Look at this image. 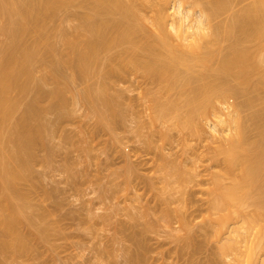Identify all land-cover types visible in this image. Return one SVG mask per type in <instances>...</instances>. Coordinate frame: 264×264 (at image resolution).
Masks as SVG:
<instances>
[{"label":"rangeland","instance_id":"obj_1","mask_svg":"<svg viewBox=\"0 0 264 264\" xmlns=\"http://www.w3.org/2000/svg\"><path fill=\"white\" fill-rule=\"evenodd\" d=\"M19 1L0 0V66L6 62L8 49L15 42L14 31L21 25L26 30V43L29 46L39 43V54L44 52L43 61L35 64L33 76L42 82H35L33 78V82L27 84L28 90L19 89L22 86L19 84L10 92L12 111L5 118L0 117L3 121L0 120V153L15 147L12 140L30 104L34 106L38 100L40 106H50V100L46 97L44 100L41 92H50L57 86L52 79L55 74L52 63L56 59L73 58L70 42L81 43L92 37L85 18H90V22L119 19L118 15L95 13L87 2H83L59 9L56 16L44 21V29L38 32L29 16L13 13L12 5L9 8L13 12H10L4 5L14 3L16 8L15 2ZM136 1L138 8L150 16L149 9L143 10L140 0ZM242 5L235 6V10ZM230 15L231 12L222 14L215 24L225 22ZM143 33L150 43V32L143 27ZM144 39L136 50L137 55L141 51L139 57H148L150 53V44L147 49ZM126 47L123 44L104 52L90 78L83 79L74 64L63 66L64 76L58 83L65 88L63 97L66 94L67 98L65 95L62 104L65 107L48 110L43 115V125L47 126L44 145L40 142L42 146L38 145L34 151L36 156L31 163L29 179L16 176L17 191L6 188L4 180H0V264H131L133 252L140 253L137 252L140 250L143 255L146 253L148 264L224 263L222 259L217 261L216 244L208 238L210 231H207L211 229L203 201L206 195L198 190L200 180L196 174L198 169L208 172L225 168L222 162L210 161V149L220 144L221 136L214 137L209 126L198 119L197 126L185 137L173 118L165 126H153L150 119L152 106L156 103L172 113L179 111L185 117L183 102L191 95V88H196L199 83L194 81L192 86L188 84L169 91L162 80L145 75L144 69L129 70L123 78L113 79L110 85L109 94L117 99L115 103L120 114L113 119L108 113L104 114L106 120L108 116L112 122V125L109 121L104 124L108 126H103L101 121L104 119L97 112L98 105L102 108L105 105L99 100L101 105H96L95 101L93 104L95 98L86 97L87 91L98 93L104 71L108 73L119 57L122 60L132 53L129 50L128 54ZM38 86H42L39 94ZM244 100L241 97L236 102L243 103ZM246 111L243 108L242 115L250 113ZM199 164L201 167H196ZM167 169L170 173L178 172L172 175ZM176 173L180 181L181 176L186 181H182L184 188L177 184V189L175 185L167 189L166 183L176 179ZM191 185L196 186L195 189ZM14 208L19 209L15 214ZM13 216L19 224L14 231H9L6 226ZM45 227L50 228V234L47 239H40V232ZM29 233L37 238L25 237L26 245H30L28 251L13 246L16 234L27 236ZM134 233L138 236L132 237ZM256 233L260 234L257 230Z\"/></svg>","mask_w":264,"mask_h":264},{"label":"bare ground","instance_id":"obj_2","mask_svg":"<svg viewBox=\"0 0 264 264\" xmlns=\"http://www.w3.org/2000/svg\"><path fill=\"white\" fill-rule=\"evenodd\" d=\"M83 2H87L95 13L102 16L118 15L119 19L103 18L100 22H90V18H85L92 37L81 43L70 42L73 58L56 59L52 63L55 73L52 79L57 85L55 90L44 93L40 88L42 86H38L40 91H37L38 94L42 91L44 98L50 100V106H40L42 94L41 98H38L40 103L38 100V103L36 102L38 105L30 104L26 116L21 120L17 135L12 140L15 147L13 150H7V153H0V180H4L2 181L6 188L17 191L14 178L21 176L29 179L32 173L31 163L36 156L34 151L41 145L46 132L47 126L43 125L42 117L48 110L62 106L66 95L63 97L65 88L58 83V79L64 76L63 66L74 64L82 78H90L104 52L126 44L128 54L129 50H132V53L126 58L121 57L124 58L122 60L119 57L118 63L108 73L103 70V79L97 73L102 79L100 83H103L98 87L96 95L95 90L92 91L93 94L86 92L87 98H95L92 99L93 104L94 101L95 104L102 102L101 104L105 105L103 108L106 107L104 111L102 106H97L96 111L104 119H100L101 123L108 126L104 125L109 121L108 116L113 119L120 114L115 103L117 99L109 92L113 79L125 76L129 70L144 69L145 75L162 80L169 91L188 84L192 86L194 81L198 82L199 85L191 88V95H186L187 99L183 102L185 117L181 116L178 110L172 113L162 104L156 103L151 105L152 125L165 126L166 122L173 118L185 137L197 126L198 119L209 126L214 137L221 136L220 144L210 149V161L222 162L225 168L208 172L207 169L204 172L195 170L200 180L197 183L198 190L206 195L203 201L206 203L204 205L208 212L207 221L211 229L207 231H210L208 238L215 242L214 255L217 256V261L224 260L223 264H264V0H140V6L143 10L149 9L150 16L138 8L136 0H20L19 3L15 2L16 8L14 3L7 2L9 6L4 5L7 8L12 5L10 8L14 12L9 8L10 12L29 16L33 28L41 32L45 27L44 21L54 17L59 9L82 5ZM239 4L243 5L235 10V6ZM230 12L228 20L222 22V17V23L216 21L215 24L214 21L222 14ZM18 26L14 31L15 42L8 49L6 62L0 66V117L4 118L10 110L12 111L9 94L13 87L21 84L19 89L28 90L27 84L31 83V80L33 82L36 62L43 61L44 52L41 50L42 53L39 54V43L35 42V46H29L24 39L26 30L21 25ZM143 27L151 34L150 43L147 42L145 34L142 35ZM141 37L146 40V47L150 44V53L146 51L148 57H139L141 51L137 55L136 50L143 41ZM241 97L245 100L243 103H237L236 99ZM243 108L250 113L242 115ZM106 113L109 114L108 120L104 116ZM0 120L2 121V118ZM109 123L112 125V122ZM196 167L201 166L199 164ZM169 170L167 169V172ZM174 172L171 171L172 175H175ZM180 172L184 175V171ZM178 176H173L176 179L173 178L172 182L169 179L170 182L166 183L167 189L169 186H172V189L174 185L177 189L180 184L184 188L182 184L185 180L183 181L181 176L180 181ZM195 187L192 186L193 189ZM17 210L19 209L14 208V214ZM17 224L18 220L13 216L6 227L9 231H14ZM256 230L260 234L256 235ZM30 234H16L13 246L18 250L28 251L30 245H26V238ZM49 234L50 228L45 227L41 230L39 238L47 239ZM134 234L136 236L132 237L138 236V233ZM30 236L37 238L35 235ZM137 252L140 253L133 252L135 255H132L129 263L148 264L146 253L143 255L141 250Z\"/></svg>","mask_w":264,"mask_h":264}]
</instances>
